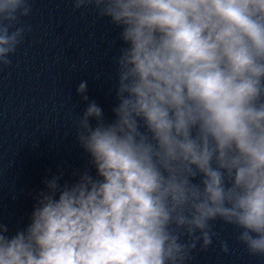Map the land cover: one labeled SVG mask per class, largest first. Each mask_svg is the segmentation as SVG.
<instances>
[{"label": "clouds", "instance_id": "9594fccd", "mask_svg": "<svg viewBox=\"0 0 264 264\" xmlns=\"http://www.w3.org/2000/svg\"><path fill=\"white\" fill-rule=\"evenodd\" d=\"M72 3L119 29L114 119L82 81L87 163L45 177L25 227L0 222V264H191L217 222L264 258V0ZM32 13L0 0V67Z\"/></svg>", "mask_w": 264, "mask_h": 264}]
</instances>
